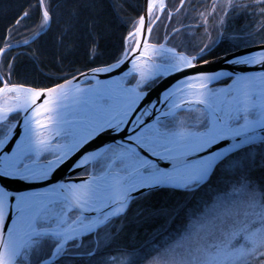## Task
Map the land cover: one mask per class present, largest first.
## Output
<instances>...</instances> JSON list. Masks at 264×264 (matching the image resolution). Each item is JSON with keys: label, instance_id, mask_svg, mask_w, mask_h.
<instances>
[{"label": "snow or ice", "instance_id": "1", "mask_svg": "<svg viewBox=\"0 0 264 264\" xmlns=\"http://www.w3.org/2000/svg\"><path fill=\"white\" fill-rule=\"evenodd\" d=\"M67 3L29 4L0 37V264H106L82 241L110 238L129 211L131 222L165 224L156 230L163 243L126 250V264H264V0H212L197 25L185 22L197 11L189 0H145L122 51L103 66L73 68L44 86L14 81L15 49L36 43ZM96 7L86 0L72 19ZM32 11L39 27L14 40ZM249 11L256 27L235 29L243 36L230 41L248 51L229 59L232 71L203 70L229 39L233 14ZM154 27L164 28L162 40L151 41ZM199 27L208 39L194 45ZM65 166L86 178L57 181ZM161 190L184 199L156 207L150 196Z\"/></svg>", "mask_w": 264, "mask_h": 264}, {"label": "trees", "instance_id": "2", "mask_svg": "<svg viewBox=\"0 0 264 264\" xmlns=\"http://www.w3.org/2000/svg\"><path fill=\"white\" fill-rule=\"evenodd\" d=\"M84 2L86 0H68L65 6L57 8V21L50 26L46 34H42L36 43L28 48L22 46L15 49L13 55L16 53L20 55L15 60L14 81L20 79L29 85H49L53 82L50 78L67 74L73 68L87 71L90 65L103 66L106 61H111L120 54L123 48V37L130 30L132 22L139 14H142L143 0H97L96 8L90 11L81 10L78 17L73 20V9ZM168 2L176 6L179 4V0H168ZM211 3L212 0H189V7L196 8L197 11L191 12L190 18L185 22L199 24L198 13L209 8ZM29 4L36 5L38 0H0V37L3 36L6 26L12 24V18L21 9L28 10ZM40 15L39 11H32L31 17L23 22L24 26L19 31L13 28V32H16L15 37L18 36L15 40L23 39L22 34L30 38L39 27ZM214 20L216 19L212 18L208 23ZM166 22L169 23L165 21V24ZM248 24L256 27L250 11L248 14H233L225 30V35L229 39L219 43L213 53L206 55L205 59L210 60L238 50L231 46L230 41L241 38L243 32L234 30L242 29ZM214 25L215 23L208 25L213 38L217 35ZM203 29L204 27H199L194 32L193 38L203 35L201 34ZM163 36L164 28L154 27L151 41L162 40ZM214 184L216 185L215 180L213 186ZM208 190L211 192L212 188H206L201 195L207 194ZM183 199L182 196L161 190L151 194L150 203L156 207H168ZM127 217L128 219L122 217L116 222L114 233L110 230L112 238L105 248L110 246L113 251L122 252L135 248L151 252L163 243V237L157 235L156 230L165 224L164 217H156L140 223L131 222V211L127 213ZM179 222L178 219L176 223ZM87 239H91V236ZM89 259L91 258L83 257V259H77L74 264H87Z\"/></svg>", "mask_w": 264, "mask_h": 264}, {"label": "water", "instance_id": "3", "mask_svg": "<svg viewBox=\"0 0 264 264\" xmlns=\"http://www.w3.org/2000/svg\"><path fill=\"white\" fill-rule=\"evenodd\" d=\"M144 7H145V0H143V10H144ZM143 10H142V14H143ZM248 49H245V48H241V49H238L236 51H233V52H230V53H227V54H224V55H221L219 57H216V58H213V59H210V64L208 65H203L201 64V68L203 70H206V71H212V70H225V71H232L233 70V66L229 63V59L231 57H233L234 55H239V54H242V53H245L247 52ZM79 75V74H78ZM100 78H106L104 74H101ZM175 79V77H173L172 79L170 80H166L162 83H160L156 88L155 90H153L151 92V94L149 95L148 99L151 100L153 103L156 102V98L158 96V94L164 90L165 88H167L169 86L170 83L173 82V80ZM149 122H151L149 120ZM104 140H109L110 137H107L105 136L103 138ZM97 144L100 143V141H97L96 142ZM96 145L93 144V145H90L89 147H95ZM82 172V170H77L76 172H69L67 170V167L65 166L64 169H61L57 174H56V177L55 179L57 181H69V182H80V180L82 178H86V176H83V175H80V173ZM12 187L14 189H19V190H28L27 188H24L23 186L21 185H12Z\"/></svg>", "mask_w": 264, "mask_h": 264}, {"label": "rangeland", "instance_id": "4", "mask_svg": "<svg viewBox=\"0 0 264 264\" xmlns=\"http://www.w3.org/2000/svg\"><path fill=\"white\" fill-rule=\"evenodd\" d=\"M218 2L220 1L218 0ZM208 9H210V7ZM212 23L216 24V20H214ZM212 23H208V25ZM208 30L209 32H211L210 29ZM15 34L16 32L12 33L14 40L18 37V36L15 37ZM201 34L203 35L196 36L197 38L192 39V43L194 45L195 44L202 45L204 42H207L208 37L205 35V29H203ZM22 35H23V39L26 38V34H22ZM220 86H223V84H221ZM81 174L83 176H86L84 172H82ZM209 191L210 190H208V192ZM88 237L84 238V240L82 241V246L84 247L83 248L84 250H91L93 252H96L97 250H99L103 254L102 259L106 262V264H126L127 256L125 255V252L113 251V248H111L110 246L105 248V246H108L110 244V239L112 238L111 233H110V238L108 239H104L103 236L97 237L96 235H91V239H87ZM144 264H148V260H145Z\"/></svg>", "mask_w": 264, "mask_h": 264}]
</instances>
